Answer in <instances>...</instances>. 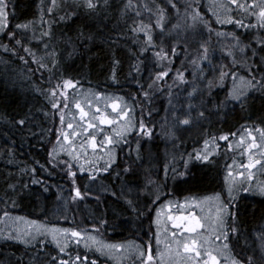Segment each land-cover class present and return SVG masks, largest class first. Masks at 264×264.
<instances>
[{
	"label": "trees",
	"instance_id": "16d2710c",
	"mask_svg": "<svg viewBox=\"0 0 264 264\" xmlns=\"http://www.w3.org/2000/svg\"><path fill=\"white\" fill-rule=\"evenodd\" d=\"M172 3L180 13L186 9L183 0ZM102 5L88 10L89 14L80 10L72 19L56 10V21L48 23L40 15L41 0H8L7 27L0 32V214L93 232L111 243L137 242L145 250L150 242L153 252L156 211L163 201L188 193H219L226 203L229 200L226 177L231 150L220 137L243 130V124H264V90L249 92L244 107L221 102L230 91L232 73L242 72L250 79L254 74L256 80L264 74V27L250 11L229 16L242 21L243 26L223 22L228 16L215 10L222 6H212L209 0L199 8L211 29L195 33L184 28L182 14L169 12L174 9L169 0H132L129 7L128 0H107ZM161 8L163 30L156 26ZM141 21L151 25L155 44L146 51H141L147 47L145 33L133 31ZM29 22L27 29L15 27ZM13 31L15 39H10ZM44 32L50 35L44 36ZM231 34L247 46L241 62H232L224 52ZM16 39L21 44H16ZM208 42L210 61L193 64L191 51L202 50ZM161 49L167 53H161L162 59L156 55ZM244 61L251 67L245 69ZM222 71L228 73L223 81ZM161 72L167 75L158 79ZM180 73L183 81L178 79ZM66 80L73 84L64 86ZM54 88L56 96L50 94ZM97 93L130 107V120H126L130 130L121 138L116 135V126H107V135L114 138V161L107 160V166L101 159L95 168L91 163L84 168L72 156L56 155L53 149L65 125L72 121L77 102ZM53 103H59L60 108H53ZM189 112L191 123L180 124L177 118L183 119ZM21 119L25 120L23 125L18 123ZM148 130L150 135L145 134ZM209 139L220 143L219 152L210 162L193 160L195 169L186 175L193 178L192 190H181L184 181L173 179L172 169H184L176 168V159L182 160L183 166L191 150ZM235 190L237 199L230 206L235 217L229 216L227 224L229 248L243 264H248L249 257L254 264H264V196ZM233 227L236 232L230 231ZM13 229L0 227V264H60L61 260L71 264L77 255L81 261L76 264H155L146 263V258L140 259L136 253L118 262L95 246L80 243L70 244L61 253L48 235L26 243L16 238L20 235Z\"/></svg>",
	"mask_w": 264,
	"mask_h": 264
},
{
	"label": "rangeland",
	"instance_id": "374dc122",
	"mask_svg": "<svg viewBox=\"0 0 264 264\" xmlns=\"http://www.w3.org/2000/svg\"><path fill=\"white\" fill-rule=\"evenodd\" d=\"M183 1L186 9L182 11V13H180L179 10L177 11L176 8L171 9V11L169 12L173 14L175 13L177 15H179V13L182 14L183 18H185L184 22H186L185 23L186 26H184V28L187 29L189 27V29L193 31L192 33L197 32V30L199 29L210 30L211 26L208 20H206L205 17L203 16L204 14L199 8L200 3H205L206 0H183ZM257 2H259V0H257ZM99 3L101 5L98 4V6H103L102 4H104V0H100ZM209 3L212 4V6L215 3L221 5L222 7L219 6L218 9H215L213 7V9H215L217 12L221 14L223 12V16L225 17L227 16L229 17L233 15L234 12H238V11L239 12L243 11L244 13H249L248 11L253 12L252 10L253 8L249 7L252 5V0H239V3L245 5V8H248V10H245V8H240L237 5L231 4L230 0H209ZM42 5L43 6L40 9L41 18H43L48 23L49 21L50 23L52 21L53 22L56 21L55 14L53 12L56 10H58L61 13V16H63L64 14V16H66V18L69 19H72L74 16H77V14L80 13L79 12L80 10H82L83 14L85 13L89 14L88 13L89 9L83 6L82 0H57L55 6L52 5L51 0H43ZM49 8H52L51 12L48 11ZM222 9H224L225 12ZM257 10L259 12V8ZM194 12L198 13L195 22H193L192 20V15ZM214 19L216 20V18ZM217 20L219 21L220 18H218ZM193 35L196 36L195 34ZM229 41H230L229 47H227L226 49L224 47L225 54L231 57L232 62L234 63L241 62L245 57L247 46H244L241 42L237 44V41L233 39V37ZM206 44L207 45H205V47H207L208 49L206 54L207 59L203 58L205 55L203 48L202 50L196 49V51L195 50L191 51L192 63L193 61L199 63L201 60H204V62H206L207 60L210 61L211 54L209 50L211 47L209 45V42ZM241 47L244 48L243 52L240 51ZM229 52H231V55L229 54ZM201 64L202 63H200L198 67ZM243 66L245 69H248L251 67V63L248 61H244ZM235 74H236V79L234 81L232 77L230 90L232 89L234 83L237 86L241 85V81L239 77L242 76L246 80L250 79V77L244 76L243 75L244 73L242 72H235ZM252 90L254 89H249L248 93L251 92ZM77 103H79L81 108H83L84 111L88 113V116L84 117V119L81 120L80 109L76 108L74 111H72L73 114L71 113V115L73 119L71 122L69 121V123L73 124V128L69 129L67 125H65L66 129L64 130V132L69 133L71 146H69V141H64L62 136L61 140L59 141L56 147V155L67 154L69 156V153L71 152L72 155L70 156H72V158L73 156H76L75 159L78 162H80L84 168L88 167V163L93 164L94 165L93 168H95L96 163L101 159L105 161L107 160L114 161V156H112L111 154V144H108L105 141V137L111 136V135H107V132L109 130H106V127L116 126L118 128V132L121 131V128L126 126V120L127 119L130 120V115L128 117H124L123 115H118V113H120L121 110L125 112H129L130 107H125L124 104L119 99L106 95H95V96L88 95L84 101H80ZM113 103L117 105V108L115 110L112 108ZM97 107L100 108L99 113L96 112ZM101 115H106L109 119H112L115 122L112 124L101 125L99 124V121L97 119ZM121 119H124V121H122ZM89 121L96 124L97 127L95 129H88V132L85 133L83 129L87 127V123ZM240 128H242L243 130H237L232 134L223 135V136H227V139H221V141L228 142L229 144L228 148L229 150H231V152L228 153L229 158L227 159V179H226L227 194L230 184L233 186L234 190L250 188L253 193H258L257 191L258 188L264 186V138H262V132L258 131L257 129L264 130V124L251 122L248 124H243ZM73 132L78 133V135H72ZM89 134L95 135L96 137L97 148L95 150L92 149L90 142H87ZM253 137H255V142L257 146L249 149L248 145L252 142ZM207 141H208L207 150L210 152V157H209L210 159L217 152H219L221 145L218 141H216V139H209ZM61 144L64 145L65 150H60ZM81 145H83V147H81ZM204 150H205V142L202 143L200 146L191 150V153L189 154L195 155L196 152L198 151L202 152ZM187 159L189 160V156L187 157ZM192 161L188 163V170H190L191 168L192 170L195 169L194 168L195 166L192 167L193 164ZM257 161H259V163H257ZM109 162L110 161L106 162L107 166H109L110 164ZM176 162L178 164V166L176 167L177 169H184L185 163L182 166L181 164L182 160L176 159ZM250 163L253 164L254 166L249 167ZM229 173H231L230 176ZM240 173H243V175H240ZM180 179L184 181V186L181 190L184 191L192 190L191 183L193 182V178L189 176L188 177L185 176L184 178H180ZM234 193L235 192L233 191V195ZM212 196H214V194L206 195V196H196L188 193L183 196H177V197L175 196L173 198L167 199L160 204L157 211L160 212L159 219L161 221V224L159 226L160 228L159 238L161 243L157 245L155 241L156 243L155 249L153 250V252H151L154 259L146 263H151L154 261L155 264L156 263L157 264H196V262L199 261V264H203L204 260H208V264H212L211 258L207 255L208 252H211L212 255L217 258L219 264H232V262L236 260V257L231 251V249L229 247L228 248L223 247L225 243L228 244V240L225 241L222 235L219 240L216 239V236L219 235L222 230L216 227V225L213 224L212 222L215 220L217 214V207L219 205L218 202L215 201L214 199L204 200V197H212ZM192 197H195L199 203L198 204L194 203L193 200L191 199ZM220 197L221 200L224 201L221 195ZM240 197L241 199H243V196ZM241 204H243V201L241 202ZM157 211H156L155 221L157 219ZM190 212H194L198 217H201L202 218L201 222L206 225L205 228L198 229V234L188 233L186 231L176 229L173 226V221L168 219L169 216L188 217ZM18 218H23V219H18ZM31 221H35V220H31L24 216H2L0 214V227L2 228L7 227L11 231L12 230L14 231L13 228H15L17 233L20 235L19 239H21V241L35 242L41 236L44 235H48L52 239V235L50 231L41 229L38 232L37 225L31 224L30 223ZM186 222L187 221H185V223ZM39 224L46 225L47 229H51L53 227L58 229H70V228H63L60 226H51L43 222H39ZM227 224H228V217H226L225 230H227ZM155 226L156 228H158L157 224H155ZM173 231L177 232V237L175 239H181L182 241L189 239H196L198 242V247L201 252V255L199 257H196L195 260L188 259V257L193 256L194 254L184 253L182 247L179 248L180 254L177 255V245L175 243V239L171 235ZM80 233L81 235L79 237H73L70 232L67 234L61 233L58 234L57 238L61 241V246L64 247H67L70 244L77 243V240H79V243L81 245L87 244L90 246H95L96 248H103L104 245H111V244L123 245V249L121 250H114V249L109 250L107 248H104V253H106L107 256H109L110 258H114L118 262H122V260L124 259L125 260L129 258L131 259L136 254L140 259L147 258V250L141 249V246L137 242H128L123 244L111 243L93 232H80ZM65 235L67 236L66 240H65ZM166 243L171 244L170 250L165 248ZM261 247L264 250V245H262ZM141 252L145 253V256L143 258L140 256ZM158 252L165 253L162 261L160 256L158 255Z\"/></svg>",
	"mask_w": 264,
	"mask_h": 264
},
{
	"label": "snow or ice",
	"instance_id": "6c2138e0",
	"mask_svg": "<svg viewBox=\"0 0 264 264\" xmlns=\"http://www.w3.org/2000/svg\"><path fill=\"white\" fill-rule=\"evenodd\" d=\"M41 2H43V0H41ZM100 0H82V4L84 7H86L87 9L89 10H95L99 4ZM231 4H234V5H237L238 7L240 8H245V5L243 4H240L239 3V0H230ZM51 3L53 6L56 5L57 3V0H51ZM104 3L106 4L107 3V0H104ZM131 3H132V0H128V5H126V7H129L131 6ZM169 3L172 5L173 8L176 7V5L174 3H172V0H169ZM145 7H147V5H145ZM250 8H259V12H255L253 11L252 14L255 15L257 17V23L261 26V27H264V0H259V2H257V0H252V5L249 6ZM245 10H248V8H245ZM49 12L52 11V8H49L48 9ZM9 15V9H8V0H0V32L4 31V29L7 27V17ZM137 15H140L139 12H137ZM197 15L198 13L194 12L193 15H192V20L193 22L196 21L197 19ZM164 9L161 8L159 9V18L156 20V26L159 27L161 30L164 29V24H163V21H164ZM61 19H64V17H61ZM223 22H226V23H232V22H235L236 24L240 25V26H243V23L242 21L240 20H233L232 17H228L226 21H223ZM29 23H26V24H17L15 27L17 29H27L29 27ZM178 27V25H177ZM151 28V25H144L143 24V21L140 22V26L139 27H136L133 29L134 32L136 33H145L146 35V40H145V45H147V47L145 48H142L141 51H146L148 50V47H154L155 44H154V41H153V36L151 34V31H149V29ZM44 36H48L50 35L49 32H44L43 33ZM233 35V38L237 41V44H239V37H236L235 34H231ZM15 36H16V33L13 31V32H10L9 33V38L10 39H15ZM16 44H21V40L19 39H16L15 40ZM45 47H47V45H45ZM202 47L204 48V59H207V47H204L202 45ZM7 50V49H6ZM25 51H29L27 48L25 49ZM240 51L243 52L244 51V48L241 47L240 48ZM163 52V49H161V52H157L156 55L158 57H161V59L163 58V56H167V53L166 52H163V56L161 55V53ZM229 54L231 55V52H229ZM116 64L119 63V61H115ZM193 63H196V61H193ZM42 67L44 65H41ZM167 75V72H161L158 74L157 78H161L163 76H166ZM228 75V73L226 72H221L220 73V79L221 81H223V79ZM232 77H233V80L235 81L236 79V74L235 73H232ZM113 79H115V70H113ZM178 79H180L181 81L184 80V76H183V73H180L178 75ZM240 81H241V85L240 86H237L235 83L233 84V87L232 89L228 92L227 96L225 97V100L223 102H221L222 104H227L228 102H235V103H238L241 107H244L247 103V98H248V90L249 89H255L257 91H262L264 90V74L261 75V78L260 80H256V77L255 75L253 74L252 75V78L251 79H248L246 80L244 77H239ZM255 81V82H253ZM73 84V81L72 80H66L64 81V86H71ZM210 86H211V82H210ZM57 88L60 87V85H57L56 86ZM196 89H193V92H195ZM50 94L52 96H56V89H51L50 90ZM97 95H103L102 93H97ZM145 95L147 96L148 94L145 93ZM191 95V93L189 94ZM53 108H57L59 109L60 108V105L59 103H53L52 105ZM64 107L67 108V104H64ZM76 107L80 109V113H81V120L84 119V117L88 116V113L84 111L83 108H81L80 104L77 103L76 104ZM112 108L115 110L117 108V105L115 103L112 104ZM189 108H191V105H189ZM96 112L99 113L100 112V108L97 107L96 108ZM118 115H123L124 117H128L130 115V112H125L123 110H121L120 113H118ZM199 115L202 117L204 116V112H200ZM98 121H99V124L103 125V124H112L114 123L115 121L112 120V119H109L106 115H101L99 116L98 118ZM178 119V122L180 124H183V125H188L191 123V117H190V112L189 114H186L184 116L183 119H180V118H177ZM60 121H61V124H63L64 122V117L63 115L60 116ZM19 124L23 125L25 123V120L24 119H21L18 121ZM67 127L69 129H72L73 128V124L69 123L67 125ZM97 127L96 124L92 123L91 121H89L87 123V127L83 129V131L85 133L88 132V129H95ZM145 128V125L143 124V122L141 121L140 123V129L141 131H143ZM129 127H122L121 128V131L117 132L116 135L118 137H123V134L127 131H129ZM258 131H261L262 132V138H264V130H260V129H257ZM146 135H150L151 132L150 130H148L147 133H145ZM63 135V139L64 141H69V146H71V141L69 139V133L68 132H63L62 133ZM72 135H78V133L76 132H73ZM220 139H227V136H221ZM105 141L108 143V144H112L114 143L113 141V138L111 136H107L105 137ZM58 142H59V137H58ZM87 142H90L91 144V147L93 150H95L97 148V142H96V137L95 135H91L89 134L88 135V140ZM207 145H208V141L206 140L205 141V150L202 151V152H196L195 155H192V154H189V160L185 162L184 164V171H177L175 168L172 169V172H173V179H177V178H184L187 174H188V163L192 160H197V161H201V162H210V152L207 150ZM256 142H255V137L252 138V142L248 145V148L251 149L253 147H256ZM81 147H83V145H81ZM60 150H65V147L63 144L60 145ZM53 151L55 152L56 149L54 148ZM69 155H72V153L70 152ZM73 158L75 159L76 156H73ZM257 163H259V161H257ZM254 165L253 164H249V167H253ZM69 169L71 168V165H68ZM105 171L107 170L106 168L104 169ZM125 171H127V169H125ZM167 168L165 170V175L167 176ZM70 175H72L73 177L75 176V173L74 172H70ZM231 175V173H229V176ZM240 175H243V173H240ZM227 179V177H226ZM152 181H149V183H151ZM33 183H37V181H33ZM242 191L244 192H250L252 191L250 188H243L241 189ZM233 186L230 184L229 185V188H228V197H229V200L227 203H225L224 201L221 200V197H220V194L219 193H216L214 194V196L212 197H204V200H215L218 202V207H217V214H216V217H215V220L212 222L213 224L216 225V227H218L219 229H221V233L219 235L216 236V239L219 240L221 238V235L223 236V239L225 241L228 240L229 238V230H225L226 229V217H229V216H232L233 218L235 217V213L234 212H231L230 211V206L232 204H234L235 200L237 199V196L236 195H233ZM258 194L261 195V196H264V186H261L258 188ZM76 195L77 196H80L81 193L79 191V189L76 190ZM157 199H159V196H157ZM193 200L194 203H199L195 197H192L191 198ZM129 203L131 204V201H129ZM171 203V202H169ZM5 216L9 215L7 212L4 213ZM160 217V212L157 211V219L155 221V223L157 224L158 228H157V233H156V243L157 245H159L161 243L160 241V238H159V231H160V224H161V221L159 219ZM18 219H23V218H18ZM169 220H172L173 221V226L176 228V229H180L182 231H186L188 233H196L198 234V229H202V228H205L206 225L204 223L201 222L202 218L201 217H198L194 212H190L189 213V216L188 217H185V216H180V217H172V216H169L168 217ZM185 221H187L185 223ZM31 224H34V225H37V231L39 232L41 229H45L46 231H50L51 232V235H52V240L57 244V247L59 248V252L61 253H64L65 252V247L64 246H61V241L57 238L58 237V234H67V233H71V235L73 237H79L81 235L80 232L76 231V230H72V229H58V228H51V229H47V226L46 225H41L39 224V222L37 221H31L30 222ZM98 230V229H97ZM231 232H236L237 229L236 228H231L230 229ZM172 237L175 239L177 237V232L176 231H173L171 233ZM262 235V238H264V234H261ZM16 238H20V237H16ZM67 239V236L65 235V240ZM94 239V238H92ZM26 243L28 241H25ZM77 243H79V240H77ZM175 243L177 245V255H179V248L182 247L183 249V252L184 253H192L194 254L193 256H190L188 257V259H193L195 260L196 257H199L201 255V252L199 250V247H198V242L196 239H189V240H181V239H175ZM85 247H88L87 244H85ZM224 248H228L229 245L227 243H225L223 245ZM104 248H107L109 250H121L123 249V245H118V244H111V245H104L103 248H97V251H100L102 254H106L104 253ZM165 248L170 250L171 249V244H168L166 243L165 244ZM158 255L160 256L161 258V261L163 260V257L165 255L164 252H158ZM207 255L211 258V261H212V264H219V261L217 260V258L215 256L212 255L211 252H208ZM140 256L143 258L145 256V253L144 252H141L140 253ZM53 259L55 260L56 258L53 257ZM154 259L153 255L151 254V243L149 242V245H148V249H147V261H152ZM84 260H87V257H84ZM76 261H81V257L79 255H77L75 257V260L71 262V264H76ZM60 264H70V261L69 260H61L60 261ZM83 264V262H82ZM91 264H97L96 261H92ZM196 264H199V261L196 262ZM203 264H208V260H204L203 261ZM232 264H243L242 261H238V260H234L232 262ZM248 264H254V260L252 257H249L248 258Z\"/></svg>",
	"mask_w": 264,
	"mask_h": 264
},
{
	"label": "water",
	"instance_id": "95a60500",
	"mask_svg": "<svg viewBox=\"0 0 264 264\" xmlns=\"http://www.w3.org/2000/svg\"><path fill=\"white\" fill-rule=\"evenodd\" d=\"M146 262H148V261H147V258H146Z\"/></svg>",
	"mask_w": 264,
	"mask_h": 264
}]
</instances>
